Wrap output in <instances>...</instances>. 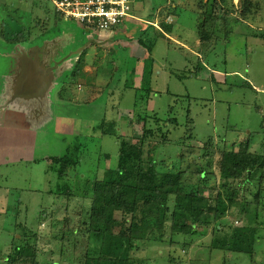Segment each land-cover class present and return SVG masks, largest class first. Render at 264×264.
Listing matches in <instances>:
<instances>
[{"label":"rangeland","instance_id":"1","mask_svg":"<svg viewBox=\"0 0 264 264\" xmlns=\"http://www.w3.org/2000/svg\"><path fill=\"white\" fill-rule=\"evenodd\" d=\"M184 1L188 2V0ZM246 1L251 2L250 5L253 10L260 12V17L254 22L260 26H255L251 30L249 27L243 26L242 31L248 33L255 31L254 34L256 35H247L241 38L234 36L233 25L227 23L229 32L224 35L230 41V46L225 49V66L227 65L225 71L229 74V78L227 79V86H225L221 84L222 78L219 80V76L216 80L209 78L210 71H212L210 66L219 71L222 70L220 73H224L222 62L224 55L219 47L205 59L204 66L198 64L197 59L189 52H184L182 58L180 53L176 55L174 52H169L170 54L164 56L157 52V49H161L166 43L162 37L156 35V30L149 29L152 26L148 23H151L152 15H156L153 9H159L158 7L166 4L168 0H136L134 15L148 23L141 22L136 27L134 25L133 28L132 21L126 20L122 25L113 28L112 31L103 33H95L77 22L66 20L56 14L51 0H0V109L4 106V109L12 111L17 108V104L20 106L25 104L23 99L17 100L18 102L11 101L16 76L22 74L24 66L21 60L17 59L18 53L21 52L20 48L24 46L22 44H19V47L13 46L12 42L7 41L11 36L18 39L20 35L18 32L21 29L24 35L31 36L29 43L35 48L34 52H37L38 55L42 54V58L44 57L42 51L46 47L45 45L47 43L49 46L51 43L53 44V47H49L48 55L45 56L46 60H42L49 66H54V76L57 77V82L62 83L59 88L51 92L52 99L62 97L61 100L63 101H59L60 105L54 107L53 104L55 103L39 102L38 109L53 111L61 115H76L78 121L81 122L80 126L75 129L76 132L72 134L59 135L54 132L50 134L39 132L31 150L20 152L22 156L27 155L26 158L28 159L0 168V208L6 206L5 209L11 212L12 209L18 207L19 203V212L15 215V221L11 219L7 223L8 215L0 214V258L5 256L7 250H4L6 246L10 245L12 239H18L21 236L22 228L36 231V216L41 204L44 206L52 204L55 207L57 205L65 206V199L55 195H44L43 192L50 190L55 185V172L59 158L75 147L80 148L79 153H77L76 173H70L67 179L76 198H72L71 203H69L70 213L68 216L69 226L72 229H78L79 224L83 222L80 220V216L85 214L82 208L87 205V201L82 198L92 193L94 183L102 179L107 169L116 166L119 142L124 140L133 146L134 154L140 157L141 161L139 162L143 175L151 172L161 175L166 171H175L181 178V193L193 192L208 201L210 213L213 216L209 225L197 226L198 231L203 232L202 236L188 237L181 234L169 236L174 209L176 206H184L183 200H185L182 196H170L167 203L165 226L159 237L161 240L159 242L156 240L159 235L154 232L152 239L155 241L150 240V243H147L151 245L150 250L146 248V252L144 250L132 254L136 263L264 264V206L255 207L254 195H257L256 191L248 192L251 191L253 184L244 186L245 192L240 191L241 180L229 182L233 196L230 195L229 183H225L220 176L217 165L220 156L218 157L216 153L217 150H222V140L218 142V139L223 138L221 133H223L227 120L238 126L236 132L227 134V138L231 140L237 136L236 133L245 136L246 130L256 134L260 128L259 123L263 119L256 111L258 108L264 111V94L260 92L262 89L259 88V91L255 92V90L245 87L246 85H241L244 79L239 73L245 75L256 86H264V0ZM257 1L263 2L261 8L257 7ZM188 6L189 4L186 3L184 9L187 10ZM184 12L182 11L183 14ZM9 15L14 18L12 21H7ZM196 18L195 13L185 14L184 20L181 17L175 24L173 33L177 30L180 37L188 36L191 42L192 36L196 35L195 30L201 31V21L197 24ZM251 19L254 20L255 16ZM168 21L172 22V17L168 18ZM9 23L14 24V27L17 24V27L15 29L11 28L12 26L8 27ZM213 24L217 25L218 23L213 22ZM247 25L250 26L251 23ZM217 27L214 29L219 32V25ZM206 29L210 31L211 26H207ZM140 34L146 43L153 38H156V42H160L153 48L155 56H150L155 65L154 71H163L164 64H166L159 62L158 65L159 55L160 60L172 61L171 65H175L177 69H183L181 59H186L187 62L184 65L187 67H184L185 70L191 69V66H194L196 62V66L202 71L198 77L192 76L183 81L169 78V80L161 82L165 88L163 85L158 88L162 75L153 74L155 83L152 89H155V92L149 94V98L145 102L147 104L143 108L141 99L138 98L141 97L138 95L141 89L137 90L136 87L141 85L144 61L149 56V51L143 45L138 44L139 42H136L140 39ZM103 35H108L113 40L112 44L105 41ZM210 36L213 35L209 32ZM250 37H256L259 41L253 42ZM165 39L169 41L167 45L173 51L174 39ZM216 39L217 42L220 41L218 38ZM84 47L87 49L88 60L86 62L84 60L85 68L82 75L77 72V69L68 73L67 77L59 73L68 64L66 58ZM130 56L132 57L130 58ZM57 62L59 65L56 64ZM90 64L94 66L92 69L89 68ZM231 72L238 73L233 76ZM214 74L219 75L216 72ZM13 76L15 77L6 86L5 77ZM160 89H163V92L169 89L170 92L179 95V97H177L178 99H175L173 95H170V98L164 95L158 97L157 94L162 95ZM140 93L146 95L147 92ZM22 95L26 94L22 93ZM185 95H190L193 100L189 103L188 97ZM64 97L68 99L65 100ZM78 97L80 106L74 103ZM46 98L48 99V97ZM5 100L10 102L4 105L3 101ZM241 104L250 106L252 112L250 111L248 115L246 112L234 115L231 110L241 106ZM230 105L231 110H228ZM170 106L173 109H178L174 116L180 120L187 116L186 108L190 106L189 113L193 120L192 125L190 122V124L187 123V129H178L173 127L174 125L167 118L163 121V115L169 111ZM78 108L81 110L76 111ZM85 110L92 117L99 115L94 121V125L90 126L91 128H88V122L93 121L94 118L87 117L88 113ZM78 114L81 116L78 117ZM84 114H86V118L82 117ZM154 115H157V119H161L166 125L170 143L164 144V141L159 139V135L150 142L141 141L145 118L147 117V125L153 128L152 125L156 120ZM59 117L61 116L59 115ZM10 122L7 121V123ZM242 124H247V127H243ZM63 129V126H58L57 130ZM109 131L114 134L113 137L107 136ZM210 136H213L216 150L213 149L212 145L204 148L203 140ZM256 149L258 150V147ZM206 151L207 156L204 155ZM182 153L185 154L184 161L179 158ZM211 153H215V159L211 162L206 161V157L210 156ZM48 156L51 157L50 161H45V157ZM33 161L36 162L33 163ZM46 162L48 166H46ZM208 164L211 165V170L207 169ZM46 169L50 173H47ZM201 171L205 172L202 178L199 176ZM220 194L223 196L222 198L227 199L226 196H228L232 201L228 202L230 204L229 209H222L223 212L219 214L214 207L221 211L222 206L218 202H222ZM58 200H63V202H57ZM256 201H258L257 198ZM14 202L16 205L12 206ZM256 211L261 214L259 219L261 227L257 228V240L253 245L251 254L246 256L233 252L231 245L234 229L246 226L250 220V214L252 213L251 217H253ZM46 213L48 216L49 213ZM3 219L5 223L2 227ZM115 219L124 224L125 226H123L126 228L131 223L130 215L125 216L116 213ZM135 220L139 222V217H136ZM11 223L12 225L15 224L13 228H9ZM114 229L116 232L119 227ZM40 233L41 231L39 237L42 235ZM40 239L42 240L38 245L45 254L42 258L45 259V264H78L79 258L85 251V243L80 237L73 239L77 242V248L73 250L72 246H66L63 255L62 253L60 255L59 248L54 247V244L50 242L49 239L51 238L44 240L43 237H40Z\"/></svg>","mask_w":264,"mask_h":264},{"label":"trees","instance_id":"2","mask_svg":"<svg viewBox=\"0 0 264 264\" xmlns=\"http://www.w3.org/2000/svg\"><path fill=\"white\" fill-rule=\"evenodd\" d=\"M202 1L198 0V9L205 6V4L202 5ZM240 3L245 14L251 3L246 0H241ZM215 6H217V0H212V3L208 6L211 7L210 13H201V31H198L197 34L202 40L208 35L206 18L211 16L210 14ZM162 26L170 34L172 26L164 23H162ZM149 29L155 30L153 27ZM211 29H214V27H211ZM156 35L162 37L159 33H156ZM139 38V44L148 49V53L151 55L156 45V38L148 43L142 39L141 34ZM150 55L144 61L141 74L142 82L140 87L137 88V90L141 89L140 92H147L146 95L138 92V95L141 96L138 98L141 99L142 108L146 106L147 103L145 102H147L149 94L152 92L151 76H153L152 64L154 62ZM177 110V108L173 109L170 106L169 111L163 115V121L167 118L174 125L173 127L187 129V123L190 124L189 106L186 108V111H188L187 116L181 120L174 116ZM153 117H156L152 125L155 129L147 125L146 117L141 141L150 142L159 135V139L164 141V144L170 143L171 140L167 136L168 129L166 125L163 124L161 119H157V115ZM109 132V135H114L111 131ZM203 142L204 148L212 145L213 149L216 150L217 147L211 138L205 139ZM222 142V150L216 152L218 157L220 156L217 165L221 178L225 183L241 180L239 188L242 192H245L244 186L253 184L251 191L248 192L256 191L257 195H254L255 207L264 206V153L256 155L250 151L249 136L244 141L229 146H226L224 140ZM207 151L204 153L205 156L208 154ZM77 153H79V148L75 147L68 150L58 160L55 172L56 181L54 187L50 189V193L65 199V206L63 212L54 213L55 217L51 213L50 224L45 230L41 231L42 235H40L44 240L45 238H51L49 239L50 242L54 244V247L59 248L60 255L65 253L64 248L66 246H72L73 250L77 248V242L73 239L80 237L85 243V251L79 258L78 264H139L133 259L132 254L144 250L146 252L147 249L150 250L151 245L147 243H150V240L155 241V239H152L154 232L159 235L156 240L158 242L161 240L159 237L165 226L167 203L170 196H182L185 200H183L184 206H176L174 209L169 236L173 237L178 234L187 235L188 237L202 236L203 232L198 231L197 226L210 224L213 216L210 213L211 209L208 201L193 192L181 193V178L175 171H166L161 175L154 172L143 175L140 168V157L134 154L131 144L121 140L116 166L107 169L102 179L94 183L92 193L82 198L87 201L85 208H82L85 214L80 216V220H83V222L79 224L78 229H72L69 226L68 214L70 212L68 206L75 195L67 178L70 173H76ZM184 156V153L179 155V158H182L181 161H184ZM214 159L215 153H211L210 156L206 157V161L209 162ZM207 169L211 170L210 164L207 165ZM204 175L205 172L202 171L199 174L200 178ZM228 188L231 192L230 195L233 196L230 183ZM220 197L222 202H218L221 203V211L219 208L214 207L219 214L223 212L222 209H229L230 204L228 202L232 201L228 196H226L227 199H224L220 194ZM256 198L258 201H256ZM116 213L125 216L130 215L131 223L129 227H124V224L115 219ZM251 216L252 213L246 226L234 229L232 237L231 250L246 256L251 254L253 245L257 240V228L261 227V221L259 220L261 214L259 211H256L253 217ZM136 217H139V222L135 220ZM116 227H119V230L115 232L114 228ZM39 232H30L22 228L21 236L18 239H12L10 245L4 250L7 251L5 256L0 258V264H45V259H42L45 254L38 245Z\"/></svg>","mask_w":264,"mask_h":264},{"label":"crops","instance_id":"3","mask_svg":"<svg viewBox=\"0 0 264 264\" xmlns=\"http://www.w3.org/2000/svg\"><path fill=\"white\" fill-rule=\"evenodd\" d=\"M198 0H188V2L181 0V1H176V0H168V2L160 7H158L159 9L155 10L153 9V12H156V15L153 14L152 15V21L151 23H148L147 21H145L144 19H140L138 18L136 15L134 16L136 18V20H132V26L134 28L137 26L138 23H148L150 26L153 27V29H155L157 31V33H159L162 38L165 40L166 45L162 46L161 49H157V52L162 53L164 56L167 54H170L169 52H174V54H178L180 53L181 58L183 57L184 52H189L192 56H194L197 59L198 64H204L205 59H207V57L213 52L216 51V49L219 47L220 50L222 51V54L224 55L223 58V64H224V73H220L222 72L217 70L216 68H214L213 66H210L212 68V71H210V79L212 80H216V78H218L219 76V80L221 79V84H224L225 86L227 83V79L229 78V74L225 71V67H227V65L225 66V57H226V50L229 46H230V41H228L227 36H225L228 32V22L233 25L232 29L234 31V36L236 37H244L247 35H256L254 34L255 31H253V33H248L247 31H242V28H244L243 26H247L249 27V29H254L255 26H260V25H256L254 22H256L260 17V12L257 10H253L251 5L249 6L248 11L244 14L243 13V9L241 6V0H224V1H220L217 0V6H215V8H213V11L211 12V16L206 18L207 19V24L206 26H211V27H217L219 25L220 27V31L217 32V29H210V31H208V35L206 37H204V40L201 39V37L197 36V32L195 30V34L192 36V41H189V37H180L178 31L176 30V32L173 33V31L175 30V24L177 23V21L179 20V18L182 17V19L184 20V15L187 13H195L197 15L196 21L197 24L200 21V19L202 18L201 13L203 12H208L210 13V9L208 6L210 5V3H212V0H203L202 1V5L205 4V6H201L199 9L197 8L198 6ZM257 7L261 8L262 6V1H257ZM189 4V6L187 7V10L184 9V5ZM251 3V2H250ZM157 7V6H156ZM182 11L184 12V14L182 13ZM187 12V13H186ZM176 13V14H173ZM255 16V19H251V17ZM8 19L7 21L14 19L11 17V15L7 16ZM172 17V22L168 21V18ZM205 20V19H203ZM145 21V22H144ZM213 22L218 23L213 24ZM2 23V22H1ZM162 23H164L165 25H170L172 26L171 28V32L170 34L167 33V31L165 30V28H163ZM251 23L250 26H248L247 24ZM4 24V22L2 23ZM139 25V24H138ZM11 28H16L14 27V24L9 23V26ZM197 26V25H196ZM207 28V27H206ZM135 30V29H134ZM207 30V29H206ZM23 31L21 29H19L20 35L18 36V39H15L13 36H11L10 39H8V42H12L13 46H17L19 47V44H22L24 47L20 48L21 52L18 53L17 59H20L21 62L23 63V68H22V74L16 76V80L14 82L13 85V98L11 101H17L20 99L24 100V105L20 106V104H17V108H15L12 111H8L7 109H4V106L1 107L0 109V168H4L6 165H14L15 163H19V161H23L24 159H28L26 158V156H22L21 155V151L22 150H31V148L34 146L35 142H36V136L39 132H45V133H58L59 135H63L64 133H75V129L80 126L81 122L78 121L76 115H61V114H56L55 112H49V111H45V110H40L38 109V105L40 104L39 102H44V103H48V102H52L55 103L53 104L54 107H58L60 105L59 101H63L61 100V96L57 95L58 97H61L59 99H52V94L51 92L54 91L56 88H59L61 86L62 83L57 82V77L54 76V66H49L48 63H46L44 60H46V57L48 55V51H49V47L52 46L53 44L51 43V45L49 46V43H47L45 46V50L43 49L42 53L44 54V57L42 58V54L40 53V55L37 54V52L35 51V48L32 47V45H30V37L31 36H26L22 33ZM110 32V31H107ZM135 32V31H134ZM209 32L210 34H212L213 36L209 37ZM262 32V31H260ZM103 33V32H102ZM225 34V35H224ZM215 36V37H214ZM13 37V38H12ZM37 37V36H35ZM105 41H108L112 44L113 40L110 39L108 37V35H103L102 36ZM101 37V38H102ZM170 39L173 38L175 43H172L173 46V51L168 47L167 44H169V41H166V39ZM209 37V38H208ZM102 38V39H103ZM161 38V37H160ZM213 38L215 43L213 44ZM218 38L220 41L217 42ZM253 42L259 41L256 37H250ZM14 39V40H13ZM21 39V40H20ZM13 40V41H11ZM160 41V40H159ZM53 42V40H52ZM138 43V40L136 41ZM157 43L160 44V42H156V45L154 47L157 46ZM98 44V43H97ZM139 44V43H138ZM171 44V43H170ZM26 45V46H25ZM131 45L133 46V43L131 42ZM143 47V46H142ZM170 50V51H169ZM162 51V52H161ZM154 52H156L154 50ZM86 53V54H85ZM149 54V53H148ZM150 55V54H149ZM155 56V53H153V50L151 52L150 56ZM71 56V57H70ZM132 56H130L131 58ZM148 58V57H147ZM165 58V57H164ZM44 59V60H42ZM66 60L68 61V64L62 68V71H59V73H62V75H65V77H67V74L70 73L71 71L73 72L74 69H77V72L81 75L84 71V60L86 62V60H88V53H87V49L84 47L82 50H80L77 53H71L69 55V57L66 58ZM182 65H183V69H177L175 68V65H171L172 61H167L165 60H160V55L158 56V65L159 62L161 64H164V69L162 70H155V65L153 64V74H159L162 75V80L159 81L158 84V88L160 85H163V88H165L164 84H161V82L163 83V81L165 82V80H169V78H174L178 81H183L186 79H190L192 76L194 77H198L200 75V73L202 72L200 70L199 67L196 66V62L194 63V66H191V69L189 70H185L184 64L187 62L186 59L182 60ZM59 62H57L56 64H58ZM156 64V63H155ZM157 65V64H156ZM82 66V67H81ZM91 66V64H90ZM89 68H93L94 66H91ZM204 66V65H203ZM69 71V72H67ZM20 72V71H19ZM67 72V73H66ZM214 72L219 73V75L214 74ZM66 73V74H64ZM188 73V74H187ZM238 72H231V75L235 76ZM216 75V76H215ZM222 75V76H220ZM239 75L241 77H243V81L241 85H246L245 87L249 88V89H253L255 90V92L259 91V88H261L262 90L260 91L261 94H264V86H260L256 84H253V82H250V80L245 76V75H241L239 73ZM13 77H5L6 78V86L9 85V83L11 82V80L14 78ZM132 77V76H130ZM166 78V79H165ZM155 83V79L154 76H151V90L152 92H155V89H152V87L154 86ZM133 85V84H132ZM139 86L136 87V89ZM131 88V87H130ZM136 89H135V94H136ZM163 89H160V91L162 92V95L157 94L158 97L160 96H167L168 98H170V95L178 96L175 93H168V91H170L169 89H166L164 92L162 91ZM130 91H132V89H130ZM22 93L26 94V95H22ZM169 94V95H166ZM51 96V97H50ZM186 96V95H185ZM48 97V99L46 98ZM186 97H188V101L189 103L193 100V98L190 95H187ZM65 100H67V97H64ZM178 99V98H177ZM4 100V99H3ZM56 101V102H55ZM4 105H6L7 103H9L10 101H3ZM18 102V101H17ZM67 102V101H66ZM91 102V101H89ZM88 102V103H89ZM20 103V102H19ZM75 105L80 106V100L79 97L77 99H75L74 101ZM82 105L83 102H81ZM232 105V104H231ZM231 105L228 107V110H231ZM82 108L84 109V107L82 106ZM253 108V107H252ZM190 109V106H189ZM81 109L78 108V110L76 109V111H79ZM252 112V109L250 106L248 105H243L241 104V106H237L235 107V109L231 110V112H234L235 114L239 113H243L246 112L247 115L249 112ZM256 111L259 112V114L261 115V117H263V119H261L259 125L260 128L258 131H256V134H252L251 131L246 130L244 135L245 136H240L239 133H236L237 136L235 138H232L231 140H229L227 138V134L228 133H234L238 130V126L235 125V123L230 122V120H227L226 126L223 130V138L222 139H218L220 142V140H224V143H226V146H229L233 143H240L242 141H244L248 136L250 138V151L253 154L256 155H261L264 153V111L262 109H256ZM81 112V111H80ZM85 112H87V110H85ZM87 117L90 116L89 112H87ZM105 113V112H104ZM59 115L61 117H59ZM81 114H78V117H80ZM99 115L92 117L90 116L89 118H94L93 121L88 122V128H91L90 126L94 125V121L98 118ZM83 118H86V114H84L82 116ZM229 119H230V113H229ZM7 121H11L10 123H7ZM189 122H191V125L193 123L192 118L190 117ZM52 125V126H51ZM243 127H247V124H242ZM49 126V127H48ZM51 126V127H50ZM58 126L61 127L63 126L64 129L63 130H57ZM193 128V127H192ZM110 137H113L111 135H107ZM211 138L213 141V136L208 137ZM206 138V139H208ZM216 140V139H215ZM221 141V144H223V142ZM217 142V141H216ZM216 144V143H214ZM222 146V145H221ZM258 147V150L256 149ZM80 149V148H79ZM258 152H257V151ZM65 155V154H64ZM63 155V156H64ZM53 157V156H52ZM61 158V157H60ZM59 158V159H60ZM51 157H45V161H50ZM36 161H33V163H35ZM46 166L47 162H46ZM47 173H50L48 171V169H46ZM52 173V172H51ZM44 195H51L50 190H45L43 192ZM53 198V197H52ZM50 200V197H49ZM62 201L63 200H58L57 202ZM17 202V201H16ZM51 203V200H50ZM71 203V201H70ZM15 202L12 206H15ZM57 205V204H56ZM70 206V204H69ZM68 206V209H69ZM6 206H3L0 208V214H6L8 215V220L7 223L10 222V220L12 219V221H15V215L19 212V203H18V207L12 209V211H8V209H5ZM63 208L64 206H59L57 205V207H55L52 204H48V205H40V208L38 210L37 216H36V231H30V232H38V231H42L45 230L46 227L48 226V224H50V215L51 213H61L63 212ZM74 209V207H73ZM70 210V209H69ZM9 212V214H8ZM49 213V215L47 216V213ZM2 227L4 226L5 220H2ZM14 223V222H12ZM12 223L9 225V228H13L15 224L12 225ZM34 230V229H33ZM14 239V238H13ZM39 242H41V239H39ZM7 247V246H6Z\"/></svg>","mask_w":264,"mask_h":264},{"label":"built area","instance_id":"4","mask_svg":"<svg viewBox=\"0 0 264 264\" xmlns=\"http://www.w3.org/2000/svg\"><path fill=\"white\" fill-rule=\"evenodd\" d=\"M55 13L93 32L112 31L126 20H136V0H51Z\"/></svg>","mask_w":264,"mask_h":264}]
</instances>
